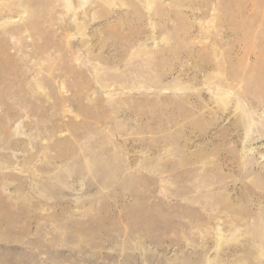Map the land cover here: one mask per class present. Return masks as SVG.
Masks as SVG:
<instances>
[{"label":"rangeland","instance_id":"obj_1","mask_svg":"<svg viewBox=\"0 0 264 264\" xmlns=\"http://www.w3.org/2000/svg\"><path fill=\"white\" fill-rule=\"evenodd\" d=\"M0 252L264 264V0H0Z\"/></svg>","mask_w":264,"mask_h":264},{"label":"bare ground","instance_id":"obj_2","mask_svg":"<svg viewBox=\"0 0 264 264\" xmlns=\"http://www.w3.org/2000/svg\"><path fill=\"white\" fill-rule=\"evenodd\" d=\"M44 241V240H43ZM64 242V241H63ZM89 242V241H88ZM59 243V242H58ZM69 243V242H68ZM80 243V242H79ZM89 243H91V242H89ZM95 243V242H94ZM10 244V243H9ZM83 244V243H82ZM102 244V243H101ZM101 244H99L100 246H101ZM28 245V244H27ZM45 245V244H44ZM79 245V244H78ZM98 245V244H97ZM98 245V246H99ZM48 246H49V244H48ZM59 246V245H58ZM62 246V245H61ZM85 246V245H84ZM99 246V247H100ZM103 246V245H102ZM7 247V246H6ZM55 247H56V243H55ZM93 247V246H92ZM2 248V247H1ZM37 248V247H36ZM40 248V247H39ZM39 248H38V250H39ZM61 249H62V247H61ZM77 250V249H76ZM8 251V250H7ZM40 251H41V249H40ZM94 251H96V250H94ZM3 252V251H2ZM15 252H16V250H15ZM78 252V251H77ZM11 253V252H10ZM39 253V252H38ZM71 253V252H70ZM76 253V252H75ZM98 253H99V251H98ZM108 253V252H107ZM106 252H103L102 254L103 255H108ZM13 254H14V251H13ZM47 254V253H46ZM100 254V253H99ZM111 254V256L113 255L112 253H110ZM21 255V254H20ZM30 255V254H29ZM37 255V254H36ZM45 255V254H44ZM101 255V254H100ZM19 256V255H18ZM69 256V255H68ZM109 256V255H108ZM12 257V256H11ZM51 257H53V256H51ZM81 257V256H80ZM99 257L100 256H96L94 259H93V261H91V262H89L90 264H100L99 262L101 261V260H99ZM28 259V258H27ZM103 259H105V258H103ZM8 260H13V258L11 259L10 257H9V255L7 256L6 254H5V256H4V254L2 255L1 254V252H0V264H27L28 262H20V261H17V262H9ZM24 260V259H23ZM88 260V259H87ZM49 262V261H48ZM35 263V262H34ZM31 264V263H30ZM36 264V263H35ZM42 264H44V263H42ZM47 264V263H46ZM50 264V263H49Z\"/></svg>","mask_w":264,"mask_h":264}]
</instances>
